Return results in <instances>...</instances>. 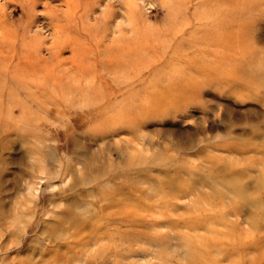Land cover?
I'll return each mask as SVG.
<instances>
[{
    "label": "rangeland",
    "instance_id": "rangeland-1",
    "mask_svg": "<svg viewBox=\"0 0 264 264\" xmlns=\"http://www.w3.org/2000/svg\"><path fill=\"white\" fill-rule=\"evenodd\" d=\"M0 44V264H264V0H0Z\"/></svg>",
    "mask_w": 264,
    "mask_h": 264
},
{
    "label": "bare ground",
    "instance_id": "bare-ground-1",
    "mask_svg": "<svg viewBox=\"0 0 264 264\" xmlns=\"http://www.w3.org/2000/svg\"><path fill=\"white\" fill-rule=\"evenodd\" d=\"M110 1V0H109ZM117 8V7H116ZM116 17V16H115ZM135 19V18H134ZM90 30V29H89ZM86 34V33H85ZM120 34V33H119ZM74 35H75V33H74ZM120 36V35H119ZM102 37V36H101ZM117 39V38H116ZM106 44V43H105ZM1 45V44H0ZM5 49V48H4ZM107 52H108V54L111 56V57H113L114 55L112 54V52H111V50H107ZM9 57H11V54L9 55L8 53H6V55H5V58H9ZM29 69L30 70H33V68L31 67H29Z\"/></svg>",
    "mask_w": 264,
    "mask_h": 264
}]
</instances>
